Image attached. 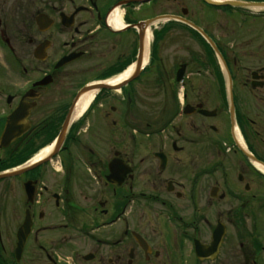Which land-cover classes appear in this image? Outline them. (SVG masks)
<instances>
[{
  "label": "flooded vegetation",
  "instance_id": "flooded-vegetation-1",
  "mask_svg": "<svg viewBox=\"0 0 264 264\" xmlns=\"http://www.w3.org/2000/svg\"><path fill=\"white\" fill-rule=\"evenodd\" d=\"M0 44V264H264V0H0Z\"/></svg>",
  "mask_w": 264,
  "mask_h": 264
},
{
  "label": "rangeland",
  "instance_id": "rangeland-1",
  "mask_svg": "<svg viewBox=\"0 0 264 264\" xmlns=\"http://www.w3.org/2000/svg\"><path fill=\"white\" fill-rule=\"evenodd\" d=\"M9 7V5H6L4 7V10L6 12V17L8 18V13H7V8ZM18 10V9H17ZM17 10H15L14 8L10 7V10L13 14H14V17L12 18L13 21H17L19 20L20 18H17ZM7 22V21H6ZM2 45L0 44V76L3 74V72L5 71V69L7 68V59L3 58V54H2ZM250 207L251 206H248V212H250ZM252 211L254 210V208L256 206H252ZM262 208L259 210L258 212V217L259 219L262 221V224L264 223V202L261 206ZM253 223V222H252ZM251 224V221L248 219L247 221V226ZM262 230H264V225H263V228Z\"/></svg>",
  "mask_w": 264,
  "mask_h": 264
},
{
  "label": "bare ground",
  "instance_id": "bare-ground-1",
  "mask_svg": "<svg viewBox=\"0 0 264 264\" xmlns=\"http://www.w3.org/2000/svg\"><path fill=\"white\" fill-rule=\"evenodd\" d=\"M212 1L222 2L223 0H212ZM147 38L148 39L150 38V30L149 29H147V31H146V42H147ZM125 77H127L126 74L122 75L121 77L116 78L114 81H112V84H115L117 82L122 81ZM91 98H92V93L87 94L83 99L82 106H84V104L87 105V103L91 100ZM45 154H46V151H44L39 157L44 156ZM247 155L249 157L250 164L255 168V170L264 175V165L259 164L258 162L253 160V158H251L249 154H247ZM252 160L255 162H253Z\"/></svg>",
  "mask_w": 264,
  "mask_h": 264
},
{
  "label": "water",
  "instance_id": "water-1",
  "mask_svg": "<svg viewBox=\"0 0 264 264\" xmlns=\"http://www.w3.org/2000/svg\"><path fill=\"white\" fill-rule=\"evenodd\" d=\"M15 116H16V112L13 113V115L10 117V119L13 120L15 118ZM9 141L10 140H9V137L8 136L7 137L6 136L1 137V139H0V146L1 145H4L5 143H9ZM253 162H255V161H253ZM2 177L3 176H0V178H2ZM215 243H217V241H215Z\"/></svg>",
  "mask_w": 264,
  "mask_h": 264
}]
</instances>
